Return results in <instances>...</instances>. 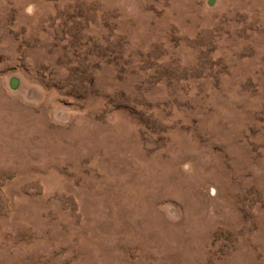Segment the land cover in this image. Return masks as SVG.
<instances>
[{
	"label": "rangeland",
	"instance_id": "374dc122",
	"mask_svg": "<svg viewBox=\"0 0 264 264\" xmlns=\"http://www.w3.org/2000/svg\"><path fill=\"white\" fill-rule=\"evenodd\" d=\"M0 264H264V0H0Z\"/></svg>",
	"mask_w": 264,
	"mask_h": 264
}]
</instances>
